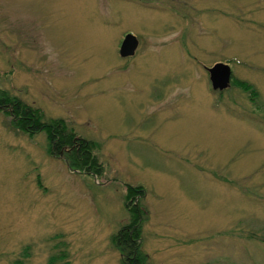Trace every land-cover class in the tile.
Segmentation results:
<instances>
[{
	"label": "rangeland",
	"instance_id": "1",
	"mask_svg": "<svg viewBox=\"0 0 264 264\" xmlns=\"http://www.w3.org/2000/svg\"><path fill=\"white\" fill-rule=\"evenodd\" d=\"M0 89L93 142L101 171L0 111V264H121L133 206L147 264H264V0H0Z\"/></svg>",
	"mask_w": 264,
	"mask_h": 264
},
{
	"label": "trees",
	"instance_id": "2",
	"mask_svg": "<svg viewBox=\"0 0 264 264\" xmlns=\"http://www.w3.org/2000/svg\"><path fill=\"white\" fill-rule=\"evenodd\" d=\"M237 86L248 89L251 95H257L245 82H236ZM0 111L11 117L12 126L28 135L45 133L48 142V152L60 153L65 156L67 166L73 171H83L87 174L100 176L101 171L96 157L92 154L95 144L80 139L60 119L47 118L39 108L25 104L7 91L0 89ZM128 198L142 195L141 188L127 189ZM131 215L128 225L124 226L113 237L114 248L121 255V264H147V256L140 245L141 238V211L136 206L130 208ZM259 237V236H257ZM264 242V237L262 238ZM15 264H22L16 262Z\"/></svg>",
	"mask_w": 264,
	"mask_h": 264
},
{
	"label": "water",
	"instance_id": "3",
	"mask_svg": "<svg viewBox=\"0 0 264 264\" xmlns=\"http://www.w3.org/2000/svg\"><path fill=\"white\" fill-rule=\"evenodd\" d=\"M138 40L131 33L126 34L119 48L122 58L131 57L135 54ZM209 80L213 91H223L230 86L231 69L226 63H216L207 69Z\"/></svg>",
	"mask_w": 264,
	"mask_h": 264
}]
</instances>
